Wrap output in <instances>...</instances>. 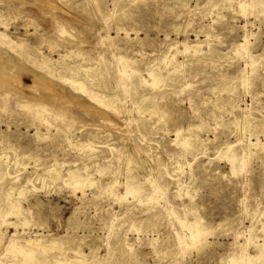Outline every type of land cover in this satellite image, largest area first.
I'll return each instance as SVG.
<instances>
[{
  "label": "rangeland",
  "instance_id": "rangeland-1",
  "mask_svg": "<svg viewBox=\"0 0 264 264\" xmlns=\"http://www.w3.org/2000/svg\"><path fill=\"white\" fill-rule=\"evenodd\" d=\"M0 11L6 42L37 31L29 55L0 43V264L23 251L33 264H264V0H0ZM42 54L75 69H41Z\"/></svg>",
  "mask_w": 264,
  "mask_h": 264
},
{
  "label": "bare ground",
  "instance_id": "bare-ground-1",
  "mask_svg": "<svg viewBox=\"0 0 264 264\" xmlns=\"http://www.w3.org/2000/svg\"><path fill=\"white\" fill-rule=\"evenodd\" d=\"M10 18V17H9ZM9 18H8V20H9ZM1 19H3V11H0V20ZM7 19V18H6ZM15 19V18H14ZM16 19H18V17H16ZM25 20H26V18H25ZM64 22V21H63ZM1 23V22H0ZM4 23V22H3ZM2 23V24H3ZM6 23V22H5ZM8 23V22H7ZM9 24H10V22H9ZM4 25V24H3ZM9 25L7 24L6 25V29H7V27H8ZM5 27V26H4ZM27 27H28V24H27ZM3 28V27H2ZM20 28V27H19ZM37 29V28H36ZM4 30V29H3ZM6 31V30H5ZM121 31V30H120ZM24 33V32H23ZM37 34V31H35V32H33V33H31L29 30H26L25 31V33L24 34H18V36L16 37V42H6V40L4 39V37L2 36V35H0V43L2 44V45H8L9 47H12L13 45H14V47L13 48H19L22 52H26L28 55H29V50H30V47H31V42H30V40H29V38L30 37H33L34 35H36ZM41 35H43V34H41ZM126 35H127V33H126ZM42 40V39H41ZM43 43V42H42ZM33 45V44H32ZM36 46V45H35ZM50 46V45H49ZM37 47V46H36ZM40 48H41V46H40ZM39 48V49H40ZM18 49V50H19ZM49 49H51L50 47H49ZM57 49H58V47H57ZM28 51V52H27ZM72 53V52H71ZM71 53H70V55H69V57L71 56ZM43 55V54H42ZM72 55H74L73 53H72ZM63 56V55H62ZM76 56V55H75ZM74 56V57H75ZM79 56V55H78ZM77 57V56H76ZM79 57H81V56H79ZM119 57V56H118ZM43 59H41V62H39L38 63V66H39V68H41V69H48V70H50V69H52L54 72H58V71H60V73L62 72V71H70V70H72V69H75L73 66H70V65H68L67 63H63V65L62 66H59V67H56V66H54V63H55V61H53V60H51V59H49V58H45V56L43 55V57H42ZM122 58V57H121ZM83 60V59H82ZM125 60V59H124ZM123 60V58H122V62H123V65L125 66L126 64H127V61L125 60L124 61ZM168 60V59H167ZM70 61H71V59H70ZM94 62V61H93ZM124 62H126V63H124ZM131 62H133V61H131ZM83 64V63H82ZM133 64V63H132ZM52 65V67H50ZM120 65H121V63H120ZM128 65V64H127ZM126 65V66H127ZM38 66H37V68H38ZM122 69V68H121ZM83 70V69H82ZM87 70H89L88 68H87ZM124 70V69H123ZM123 70H122V72H123ZM84 71V70H83ZM118 71V70H117ZM85 72V71H84ZM71 74H72V72H71ZM88 74V73H87ZM120 75V74H119ZM151 75L154 77L155 75H154V73H151ZM125 74L124 75H122V77H124L125 78ZM60 79V78H59ZM61 79L62 80H64V82L66 81V82H68V83H70L73 87H74V89H76V90H79V91H81L82 93H86V94H88V96H89V98H91L90 100L92 101V99H93V101H96L97 103H99L101 106H104V107H106V110L107 109H112V110H114V111H116V109H115V102L113 101V99H110V98H107V97H105V96H99V95H97V94H95L92 90H90L89 89V87H88V85L87 84H84L83 82H79V81H75V80H73V79H64V77H61ZM123 79V78H122ZM121 79V76H120V79L119 80H122ZM152 79V78H151ZM4 81V77H1L0 78V82H3ZM44 82V81H43ZM42 82V83H43ZM160 81H159V79H158V81H156L155 83V85H158V83H159ZM37 83V82H36ZM44 83H46L45 85L44 84H41L40 85V83H37L38 84V86L40 87V88H42L43 90H48V91H50L51 89H52V87L48 84V82H44ZM163 83V82H162ZM71 85H69L70 87H71ZM152 85V84H151ZM0 87H1V85H0ZM123 87V86H122ZM125 88V87H124ZM87 96V95H86ZM59 97V96H58ZM160 104V103H159ZM26 107V106H25ZM85 107V106H84ZM87 107V106H86ZM4 108H1L0 109V111L1 110H3ZM150 109V110H149ZM5 110V109H4ZM133 111H135V109H132ZM141 110V109H140ZM139 110V112L140 113H142L143 112V109L140 111ZM148 111H151V112H153V113H157V111H158V109L156 108V104H153V105H150V108H148ZM147 111V112H148ZM12 112V111H11ZM10 112V113H11ZM13 113H14V111H13ZM21 113V112H20ZM131 113V112H130ZM149 113V112H148ZM152 113V114H153ZM15 114V113H14ZM17 114V113H16ZM15 114V115H16ZM22 114V113H21ZM20 114V115H21ZM136 115V114H135ZM154 115V114H153ZM156 115V114H155ZM30 118V117H29ZM32 120V119H31ZM244 121H245V119H244ZM179 124L180 123H178V124H176V133L177 134H179L180 133V131H181V128H180V126H179ZM191 124H187V126H190ZM192 126V125H191ZM239 128H241V127H239ZM242 131V130H241ZM38 134V133H37ZM36 134V135H37ZM38 136V135H37ZM36 137V136H35ZM47 138V137H46ZM50 139V138H49ZM130 148V147H129ZM130 150H131V148H130ZM1 158V157H0ZM5 158V157H4ZM124 158H125V163H126V165H136L137 167H143V160L141 161V159H138L134 154H129V155H126V157L124 156ZM150 162V161H149ZM148 165V164H147ZM150 165H151V163H150ZM149 166V165H148ZM150 167H152V165L150 166ZM138 171V170H137ZM61 173V172H60ZM52 174H53V180H58L59 178H60V176H59V174L58 173H56V172H52ZM60 180V179H59ZM66 182H68V180H65ZM64 181V182H65ZM58 182V181H57ZM65 182V183H66ZM85 182H87V184H88V186H93L94 185V181L92 180V179H87V181H84V182H81V181H76V182H73L72 184H70V187H71V185H73V187H74V189L75 190H78V189H81V188H84V184H85ZM116 183V182H115ZM86 186V185H85ZM21 191V190H20ZM76 192V191H75ZM74 193V192H73ZM109 193H110V191H109ZM133 193V195H135V191H133L132 192ZM107 194V193H106ZM81 195H83V194H81ZM110 195V194H109ZM115 195V194H114ZM20 196V195H19ZM91 196V195H90ZM128 196V195H127ZM84 197V196H83ZM82 197V198H83ZM5 224V223H4ZM6 225V224H5ZM182 226H183V224H182ZM204 229H205V227H204V225L201 223V222H197V223H194L193 224V227L191 228V230H190V239H191V241H192V243H195L196 245L197 244H199V243H201L202 241H203V239H202V237H203V231H204ZM182 243V242H181ZM204 243V242H203ZM26 244H28V245H33L34 247H38V248H41V249H43L42 250V252L44 251V252H47V251H49V250H59V251H61L60 253H62V252H64V253H66L67 251L66 250H63V247H64V243L63 242H60V241H57V240H52V241H48V242H43V241H41V240H30L28 243H26ZM193 245V244H192ZM195 246V245H194ZM36 247V248H37ZM19 249H20V247H19ZM19 251H21V250H19ZM73 253L74 254H76L78 257H80L81 258V260H85V259H88V255H86L85 253H83V252H81L79 249H75V250H73ZM87 253V252H86ZM22 256H24V259H23V261H21L20 262V264H33L34 263V259H33V256H32V254L30 253V252H24L23 251V254H22ZM1 259V258H0ZM6 260V259H5ZM57 262V264H66L65 262H62V261H56ZM9 264V263H8Z\"/></svg>",
  "mask_w": 264,
  "mask_h": 264
}]
</instances>
